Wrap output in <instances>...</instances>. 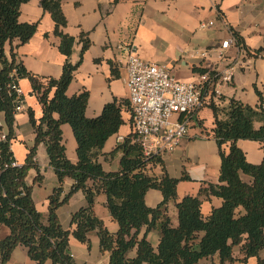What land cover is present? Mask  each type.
<instances>
[{"label":"trees","instance_id":"16d2710c","mask_svg":"<svg viewBox=\"0 0 264 264\" xmlns=\"http://www.w3.org/2000/svg\"><path fill=\"white\" fill-rule=\"evenodd\" d=\"M28 1L0 0V111L4 112L8 127L7 139L0 142V225L10 229L0 241V264L7 263L18 245L26 247L37 264L47 261L75 264L70 252V238L73 236L90 245L93 231L100 238L102 251L110 254L109 264H199L204 258L211 260L207 264H231L237 245H241L244 259L257 257L258 264H264V257L260 256L264 250V160L259 164L249 162L237 144L240 139L264 142V107H252L234 98L226 107H220L212 96H206V105L215 116L211 135L216 138L221 153L220 182L204 181L197 196L188 195L177 201L179 225L173 227L166 205L170 200H176L178 182L189 180V176L176 179L148 174L147 167L161 160L158 155L145 154L133 131L111 153L122 154L118 171L106 172L99 160L102 155L107 157L103 153L107 139L125 124L124 109L130 113V124L133 125L129 100L114 99L104 106L99 116L90 118L86 115L88 92L67 94L91 41L84 32L77 40L64 31L67 25L62 9L64 0H40L42 8L50 13L55 23L54 33L60 37L59 50L67 58L60 78L45 79L29 73L13 48L10 56L7 55V43L18 39L24 44L37 31V23H22L19 19L21 6ZM234 35L237 45L248 52L243 39L237 33ZM78 42L82 44L81 57L73 64L69 58ZM25 77L32 83L43 114L37 119L29 109L36 134L35 145L24 164L13 166L15 157L11 141L15 134L18 103L11 84L14 78ZM257 122L261 123L259 128L255 126ZM65 123L71 125L78 143L77 163H72L66 155L62 136ZM41 143L47 148L49 164L59 180L49 197L47 214L36 209L32 186L26 183L30 169L40 170L36 149ZM226 144L229 145L228 152L224 150ZM242 175L251 180H244ZM66 178L73 180L68 193H64L63 187ZM152 188L160 190L164 196L155 208L148 207L145 202V195ZM78 191L85 194L88 204L72 215L71 228L65 229L60 223L58 209ZM101 193L106 195L109 211L118 222L116 233L110 232L93 212L96 198ZM211 196H217L223 202L204 217L201 211L203 198ZM144 226L148 231L157 226L161 229L157 252L146 236L137 239ZM134 248H137V255L130 258L129 252ZM214 256H218V263L212 260Z\"/></svg>","mask_w":264,"mask_h":264},{"label":"crops","instance_id":"0c3cea01","mask_svg":"<svg viewBox=\"0 0 264 264\" xmlns=\"http://www.w3.org/2000/svg\"><path fill=\"white\" fill-rule=\"evenodd\" d=\"M62 9L67 18L64 31L77 40L84 32L91 41L67 90L68 96L88 92L86 115L90 118L99 116L104 106L114 99L129 100L125 81V48L128 45H133L140 57L147 61L168 64L180 81H199L203 72L209 73L214 87L208 88L205 95H209L208 98L212 96L220 107H226L232 98L252 107H264V0H64ZM19 19L22 23H37L38 28L24 44H20L18 39L7 43V55L10 56L13 48L29 73L45 79L60 78L67 58L59 50L60 37L54 33L55 23L50 13L44 11L40 0H29L22 4ZM209 22L214 23L210 25ZM234 33L243 39L248 52L235 42L222 48V43L232 39ZM119 45L123 49H118ZM81 49L82 44L76 43L69 58L71 63L80 60ZM229 72L232 73L231 81H223L222 77ZM18 83L24 94V103L15 117L11 150L16 162L22 165L35 145L36 137L28 111L32 109L39 119L43 109L33 93L29 78H20ZM214 90H219V93ZM123 116L125 124L104 144L103 153L107 157L102 155L99 158L106 172L119 170L122 154L111 153L132 131L130 113L126 109ZM197 119L176 149L158 154L161 162L147 167L148 174L159 178L165 175L176 179L184 175L190 177L178 182L176 200H170L166 205L173 227L179 225L177 201L188 195L197 196L204 181L220 182L221 153L216 138L211 135L215 121L212 109L205 104L199 109ZM260 125V122L255 123L256 128ZM0 131L8 132L5 114L1 111ZM62 136L68 159L77 163L78 143L69 123L62 125ZM237 144L249 162L259 164L264 160V142L240 139ZM224 150L229 151L228 144L224 145ZM36 160L40 170L30 169L26 183L32 186L36 209L47 214L49 197L59 185V180L49 164L47 148L43 143L36 149ZM242 177L246 181L251 180L247 175ZM72 185L73 180L66 178L64 193H68ZM163 199L158 189H149L145 195L146 205L151 208L157 207ZM222 202L217 196L203 198V216L208 217L213 208L221 206ZM87 204L82 191L74 193L58 209L62 226L70 229L72 215ZM93 212L110 232L118 231V222L109 211L104 193L96 198ZM9 233L7 226L0 225V241ZM144 236L157 252L161 240L159 226L150 231L147 226L142 227L137 239ZM233 251L235 260L231 264H258L257 257L244 259L241 245L235 246ZM70 252L75 264H109L110 261V254L101 249L96 231L90 234V245L72 236ZM136 255L137 248L129 252L130 258ZM260 256L264 257V250ZM212 260L218 263V256ZM210 261L204 258L199 264ZM6 264L37 263L30 258L26 247L18 245Z\"/></svg>","mask_w":264,"mask_h":264},{"label":"built area","instance_id":"2783aa9c","mask_svg":"<svg viewBox=\"0 0 264 264\" xmlns=\"http://www.w3.org/2000/svg\"><path fill=\"white\" fill-rule=\"evenodd\" d=\"M202 26L205 27L206 24ZM232 42L237 43L235 35L221 46L227 48ZM118 49H123V46L119 45ZM125 49V81L129 91L132 131L136 134V141L143 145L146 155L173 151L189 134L199 109L206 104V90L214 87V83L209 73H203L199 81H180L168 64L143 59L133 45H128ZM222 79L225 82L231 81L232 73H227ZM18 81V78H14L11 84L17 95V112L24 103V94ZM214 91L219 93V90ZM7 134L8 132L0 131V142L7 139ZM12 165L20 166L16 160L12 161Z\"/></svg>","mask_w":264,"mask_h":264}]
</instances>
